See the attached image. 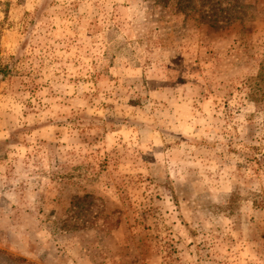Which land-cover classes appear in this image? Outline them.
Returning <instances> with one entry per match:
<instances>
[{"label":"rangeland","instance_id":"obj_1","mask_svg":"<svg viewBox=\"0 0 264 264\" xmlns=\"http://www.w3.org/2000/svg\"><path fill=\"white\" fill-rule=\"evenodd\" d=\"M0 264H264V0H0Z\"/></svg>","mask_w":264,"mask_h":264},{"label":"trees","instance_id":"obj_2","mask_svg":"<svg viewBox=\"0 0 264 264\" xmlns=\"http://www.w3.org/2000/svg\"><path fill=\"white\" fill-rule=\"evenodd\" d=\"M7 258L12 260L13 262H26V259L25 258H21V257H15V256H10V255H7Z\"/></svg>","mask_w":264,"mask_h":264}]
</instances>
